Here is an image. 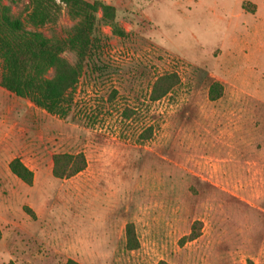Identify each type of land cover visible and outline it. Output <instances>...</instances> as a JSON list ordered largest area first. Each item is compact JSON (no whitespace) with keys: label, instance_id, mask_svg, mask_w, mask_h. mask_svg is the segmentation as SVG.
I'll return each instance as SVG.
<instances>
[{"label":"rangeland","instance_id":"obj_1","mask_svg":"<svg viewBox=\"0 0 264 264\" xmlns=\"http://www.w3.org/2000/svg\"><path fill=\"white\" fill-rule=\"evenodd\" d=\"M86 1L116 12L93 13L68 114L0 85V264H264V0ZM0 2L31 29L41 3L48 37L79 21L62 0ZM171 72L179 83L151 100ZM79 151L87 167L55 177L53 154ZM15 157L32 185L10 170Z\"/></svg>","mask_w":264,"mask_h":264},{"label":"trees","instance_id":"obj_2","mask_svg":"<svg viewBox=\"0 0 264 264\" xmlns=\"http://www.w3.org/2000/svg\"><path fill=\"white\" fill-rule=\"evenodd\" d=\"M69 5L79 21L73 32L66 38L48 37L37 29L52 20L50 13L39 2L28 13V23L36 29L28 28L23 19L14 15L11 8L0 2V61L2 71L0 85L15 95L28 98L49 113L65 116L74 102V92L82 76L84 60L87 58L93 39V13L101 10L104 17L113 19L116 9L103 2L90 3L86 0H62ZM123 33V32H122ZM121 33V34H122ZM71 48L78 55L73 63L62 55L65 48ZM176 72L164 73L156 77L151 85L149 97L158 100L170 93L179 83ZM221 85L213 81L209 90L211 99H216ZM146 138L150 134H145ZM87 167L84 152H60L53 154V175L58 178L72 177ZM10 170L25 183L32 185L34 172L19 157L9 162ZM26 212L35 217L34 211L25 206ZM125 245L129 250L137 249L140 242L135 225L128 222L125 229ZM1 237V232H0ZM197 234L190 233L182 240H192ZM64 264H83L68 258ZM157 264H169L161 260Z\"/></svg>","mask_w":264,"mask_h":264}]
</instances>
